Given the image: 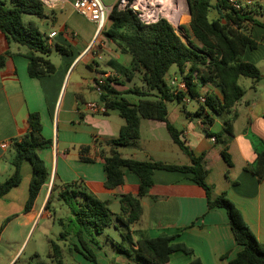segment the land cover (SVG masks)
<instances>
[{"label": "crops", "instance_id": "obj_1", "mask_svg": "<svg viewBox=\"0 0 264 264\" xmlns=\"http://www.w3.org/2000/svg\"><path fill=\"white\" fill-rule=\"evenodd\" d=\"M49 1L50 7L46 6L47 16L34 20L48 38L51 53L53 48L50 44H54L55 50L57 45H60L70 51L69 55L60 54L59 63L48 58L56 67L54 74L32 78L28 72V48L16 43L9 44L0 32V54L10 53L5 67L0 68V185L14 173L13 140L28 130L29 113L36 112L41 116L43 136L52 141L49 148L39 152L50 172V181L45 186V199L48 200L54 184L62 186L72 182L84 185L100 199L103 195L120 199L124 193L137 194L140 180L136 174L130 172L126 173L123 186L115 189L105 186L104 156L108 155L109 147L104 144L97 145L95 139L104 142L116 138L125 121L110 111L106 115L91 114L86 108V103L100 102V96L98 94L91 99L87 90H84L87 88L96 91V80L116 75L112 62L128 65L131 59L127 58L128 55H122L117 46L103 35V30L112 25L110 19L105 27L99 30L97 24L74 10L75 0ZM101 1L106 6L114 7L119 0ZM262 1L258 0V14L254 15V19L264 24ZM42 26H47V29L43 30ZM246 31L257 42V48L248 49L244 60L255 64L262 78L257 83L252 80L244 88L245 96L235 106L237 117L232 122V134H225L222 139H217L214 134L223 131L231 116H216L213 125L208 126L194 115L199 108L195 100L190 103H177L183 104V112H180L176 102H173L172 112L168 107V119L181 132V140L185 146L196 156L205 154L204 166L208 170L206 182L213 190V197L226 193L241 210L259 241L264 244V180L259 182L257 177L247 170V167L255 162L257 153L264 150V27L247 22ZM53 32L57 35L49 38ZM93 44H96L105 67H95L97 74L88 81L75 72L80 65L93 67L92 63L97 61L93 52L88 51ZM170 78L183 81L177 67L171 69L167 81ZM116 87L119 90V86ZM210 91L219 93V90L211 85L201 89L202 94ZM136 102L137 100L133 101ZM154 122L158 124H152L153 141L155 146H159L162 140L156 132L161 127L166 128V124L161 121ZM212 138H215V142ZM223 140L226 142L230 164L222 155ZM4 143H8L7 148H3ZM170 143V149L173 150L176 146L180 150L173 140ZM119 151L125 158L161 161L149 152L145 153L146 160L139 159L138 153L142 151L140 143L135 147L121 148ZM184 155L187 156V161L161 162L190 165V157L185 153ZM21 174V184L0 199V212L13 193L23 186L26 193L21 197L23 200L25 198V202L20 212L25 216V225L32 227L39 217H51V212H41L42 208L37 211L34 205L31 212L22 213L29 197L32 178V166L29 162L23 163ZM142 206V217L133 225L132 230L146 232L152 238L162 234L178 235L177 241L193 248L204 264H230L242 249L231 230L226 210L208 209L206 192L192 181L191 174L155 171L154 185L149 196L142 199ZM116 229L120 231L119 227ZM121 234L120 231L119 235ZM85 239L93 250L98 248L94 251L98 264H137L116 252L115 240L112 241L111 253H108L99 244H92L89 235L85 234ZM121 239L122 237L120 241ZM74 240L76 241L75 238ZM134 240L136 241L137 237ZM225 255L227 258L223 257ZM14 259L15 257L6 264H12ZM78 259L81 264H91L84 256ZM190 261V256L178 251L170 255L168 264H188Z\"/></svg>", "mask_w": 264, "mask_h": 264}, {"label": "trees", "instance_id": "obj_2", "mask_svg": "<svg viewBox=\"0 0 264 264\" xmlns=\"http://www.w3.org/2000/svg\"><path fill=\"white\" fill-rule=\"evenodd\" d=\"M257 3L258 0L254 6L236 11L229 6L228 0H217L215 4L213 0H190V29L194 39L187 28L183 27L190 44L183 40L166 18L148 24L132 10L119 9L118 4L114 6L109 16L112 25L102 33L117 46L122 55L130 56L131 61L128 65L112 62L116 75L100 84V101L105 103L108 111H117L125 125L116 138L104 142L95 139V142L97 145L104 144L109 147L108 155L104 156L105 186L108 189L123 186L126 173L130 172L136 174L140 180L139 191L137 194L121 195V212L115 214L105 201L80 183L72 182L62 186L54 184L44 206V211H49L54 193L58 192L59 199L72 213L74 237L84 249L83 255L92 264H98V261L94 250L85 239V234L90 236V242L98 245L93 236L103 234L115 219L121 223L123 232L121 241L114 244V248L118 254L135 263L168 264L170 255L181 251L191 257L188 264H204L193 248L177 241L178 235L162 234L152 238L146 232L132 230L133 225L142 217V199L149 196L154 185V173L158 170L191 174L192 181L206 192L208 209L226 210L234 237L242 247L230 264H264V244L246 222L241 210L226 193L213 197V190L206 182L208 170L204 166L205 154L196 156L185 146L181 140V132L168 119L169 103L184 104L188 97L199 103L200 98L204 97L205 102L199 103L194 115L208 126L213 125L216 116L229 115L231 117L223 131L214 135L217 139H222L225 134H232V122L237 117L235 106L246 93L239 84L240 79L244 77L257 83L262 78L258 67L244 60L248 49L257 48V42L246 31V23L264 27V24L254 19V15L258 14L257 10H253ZM46 10L42 0H0V32L9 44L16 43L28 48V72L32 78L50 76L56 72L55 65L48 59L51 54L48 38L34 20L44 19L47 16ZM212 11L218 14L217 18L210 17ZM57 51L61 55L70 53L60 45H57ZM9 56V52L0 54V68L5 67ZM173 67L178 68L186 90L175 91L168 83L167 76ZM136 79L142 86L129 87L125 91L116 87H125L128 82ZM207 85L214 86L219 93L210 91L202 94L201 89ZM128 96H135L137 102H131ZM143 120L164 122L173 142L190 157L191 164L177 165L123 157L119 151L121 148L135 147L139 143ZM28 125V130L13 140L14 173L0 185L2 199L21 184L23 163L27 161L31 164L29 197L23 214L32 211L39 194L50 181V172L39 152L49 148L52 141L43 136L39 113H29ZM222 143V155L230 164L226 142L223 140ZM247 170L259 182L264 180V150L257 153L255 162ZM16 217L18 214L10 216L1 232ZM59 223L64 225V219H60ZM66 237L67 233H61L63 240ZM51 246L53 252L49 257L58 260L62 256V249L55 242H51ZM223 257L227 258L226 255Z\"/></svg>", "mask_w": 264, "mask_h": 264}, {"label": "rangeland", "instance_id": "obj_3", "mask_svg": "<svg viewBox=\"0 0 264 264\" xmlns=\"http://www.w3.org/2000/svg\"><path fill=\"white\" fill-rule=\"evenodd\" d=\"M152 3L156 2L158 3L161 0H151ZM186 5L187 2L190 0H184ZM217 0H213V4L216 3ZM180 0H172L174 9H177L178 3ZM177 3V4H176ZM176 4V5H175ZM263 8V15H264V0L261 3ZM178 6V7H177ZM188 6V5H187ZM157 9L159 8L158 5H156ZM257 6L254 7L253 10H257ZM147 10V8H145ZM210 17L212 19L217 18L218 14L215 11H212L210 14ZM145 18L146 19H153L149 16L148 12H145ZM156 18H166L167 20H170L167 16L159 14ZM154 18V20L156 19ZM182 20L174 21L170 20L174 26V28L177 30V32L180 34V36L183 38V40L190 44L189 38L186 35V32L183 27L187 28L189 31V34L192 39H194L192 35V31L190 29V20L191 16L189 14L188 8H186L183 11V16H181ZM25 20L27 21L28 18L26 17ZM49 27V26H48ZM42 29H47L46 27L42 26ZM53 48L52 53L50 54L49 58L55 62L59 63L61 55L57 50L54 48V44H50ZM127 58L130 60L131 57L127 56ZM96 62L92 63L93 67H87L86 65H80L75 74L82 75L85 79L88 81L92 80L96 76V68L99 66H104V61L96 57ZM105 67V66H104ZM180 75V73H179ZM251 79L242 77L239 81V84L246 88L247 85L251 82ZM142 86V83L136 79L134 82H128L127 88L133 87V86ZM127 88L120 87V91H125ZM84 90H87L89 94V98H95L98 96V93L92 89L84 88ZM128 99L130 101L137 100L135 96H128ZM173 102L168 104V107L170 109V112H172L173 107L171 106ZM177 104V103H175ZM183 105V104H182ZM181 104H177V109L180 112H183L184 107ZM111 114H115L119 116V113L115 110H110ZM152 124H158L157 122H154L153 120H143L142 127H141V138H140V145L142 146V151L138 153L139 159L146 160L145 153H153L155 158L160 159L161 161H169V162H179V161H187V156L184 155L182 151H180L176 146H174V149H170V142L171 137L165 127H161L158 129L156 134L158 135V138L162 140L161 145L155 146L154 144V137L152 132ZM24 177V176H23ZM26 177V175H25ZM24 177V178H25ZM51 187V186H50ZM46 188L41 191L39 194L35 205L36 210H40L42 208L41 212H51V217H43L38 218L36 222L33 224L32 227L25 225V216L21 214V207L24 205V200L21 197L23 193H26V188L21 186L13 195L11 196V199L5 203V206L2 212H0V264H6L11 259H14L12 264H81V261L77 258H82L85 254L84 249L78 242L77 238L74 237L75 229H74V223L72 222V213L69 209V207L59 199L58 192L54 193V199L51 206V209L49 211H43V208L47 202V199H45L46 196ZM101 199L105 201L112 212L115 214H119L121 212V203L119 197H111L107 195L101 196ZM7 204V205H6ZM15 214H20V216L14 220H12L10 223H8V226L5 228L3 232H1L2 226L5 224V221ZM60 219H64V225H61L59 223ZM116 227L120 228L121 233L122 225L119 221L116 219L114 220V223L105 230V232L101 235H94L95 241L99 244L100 247L104 248L108 253H111L110 249L112 245V241L115 240L116 243L120 242L121 236L120 231L116 229ZM67 233V237L65 240L61 238V233ZM76 239V241L73 239ZM51 242L57 243L61 249H62V256L61 258L54 259L50 258L49 254L52 253V246ZM92 244H94L92 242ZM95 245V244H94ZM98 249V248H97ZM95 249V250H97ZM94 250V251H95ZM120 255V254H119ZM85 257V256H84ZM86 258V257H85ZM78 261V263H77ZM91 262V261H89ZM92 264V263H91Z\"/></svg>", "mask_w": 264, "mask_h": 264}, {"label": "built area", "instance_id": "obj_4", "mask_svg": "<svg viewBox=\"0 0 264 264\" xmlns=\"http://www.w3.org/2000/svg\"><path fill=\"white\" fill-rule=\"evenodd\" d=\"M45 6L50 7V1L49 0H42ZM137 0H134L131 2L130 0H119L118 1V7L119 9H130L132 10L143 22L145 23H154L158 18L154 19H146L145 18V12L146 11H154L157 9L156 5L158 7L160 4L152 3L151 0L147 1V10L142 8L141 6H138L136 4ZM256 3V0H228L229 6L236 10V11H242L243 9L250 8L254 6ZM73 8L75 11H77L80 15L83 17L89 19L90 21L97 24V27L99 30H102L106 22L109 19L110 13L112 12L114 7L106 6L101 0H75L73 2ZM57 35L56 32H53L50 34L49 38H54ZM96 44H93L89 47L88 51L93 52L94 57H98L101 59L102 57L99 55V52H97V47H95ZM110 77V76H107ZM107 77L100 78L96 80V91L98 92L99 96L102 92L100 84H104L105 81L108 79ZM168 83L175 91H184L186 90V85L183 81L179 80L178 78H170L168 80ZM191 101H194L191 98H186L184 100V103H190ZM205 98L202 97L199 100V103H204ZM198 103V104H199ZM87 110L94 115H106L108 113V109L103 102H88L86 103ZM212 141L215 142V138H212ZM3 148L8 147V143H4Z\"/></svg>", "mask_w": 264, "mask_h": 264}, {"label": "bare ground", "instance_id": "obj_5", "mask_svg": "<svg viewBox=\"0 0 264 264\" xmlns=\"http://www.w3.org/2000/svg\"><path fill=\"white\" fill-rule=\"evenodd\" d=\"M147 1L148 0H137L136 4L145 9L147 6ZM156 4H160L159 8L154 11H147L149 16L154 19L159 14H162L167 16L170 20H172V22L182 20L181 16H183L185 6L186 8H188L184 0H180V2L178 3L179 7L177 6V9H174L172 0H161L158 3L156 2Z\"/></svg>", "mask_w": 264, "mask_h": 264}, {"label": "water", "instance_id": "obj_6", "mask_svg": "<svg viewBox=\"0 0 264 264\" xmlns=\"http://www.w3.org/2000/svg\"><path fill=\"white\" fill-rule=\"evenodd\" d=\"M187 5H188V10H189V14H190V16H191V14H192V10H191V5H190V2L188 1L187 2ZM160 18H158L156 21H158ZM171 24H172V22L170 21V20H168ZM173 25V24H172Z\"/></svg>", "mask_w": 264, "mask_h": 264}]
</instances>
